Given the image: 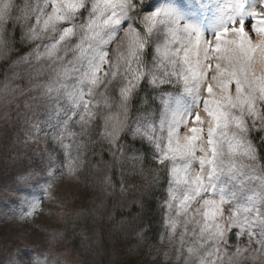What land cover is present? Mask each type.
<instances>
[{"label": "clouds", "instance_id": "obj_1", "mask_svg": "<svg viewBox=\"0 0 264 264\" xmlns=\"http://www.w3.org/2000/svg\"><path fill=\"white\" fill-rule=\"evenodd\" d=\"M149 3L0 0V64L8 62L0 76V126L21 104L25 110L32 101L63 100L68 106L51 135L52 147L44 150V178L29 194V211L17 217L34 228L49 218L56 224L41 228L30 258H21L10 241L3 264H91L84 255L96 243L93 234L101 223L119 230L117 202L137 187V179L145 191L163 185L159 203L167 235L157 237L161 264H264V31H253L264 29L257 23L264 20V0H203L229 28L233 20L236 27L242 19L252 21L246 31L255 47V79L241 77L242 91L234 86L230 92L213 79L215 67L207 79L190 71L197 33L213 45L216 35L207 36L198 20L172 4L144 11ZM238 40L236 32L225 37ZM18 41L27 50L13 59ZM224 46L239 55L234 43ZM200 52L203 61V46ZM209 55L208 64L227 66L216 53ZM145 82L151 98L142 91ZM194 104L199 123L189 122ZM192 127L203 131L187 153ZM125 134L148 146L155 168H144L148 153L141 149L139 168L125 166ZM105 148L111 159H105ZM67 184L77 186L76 195L64 192ZM148 231L145 224L133 234V248L145 243ZM238 247L246 251L236 254Z\"/></svg>", "mask_w": 264, "mask_h": 264}, {"label": "rangeland", "instance_id": "obj_2", "mask_svg": "<svg viewBox=\"0 0 264 264\" xmlns=\"http://www.w3.org/2000/svg\"><path fill=\"white\" fill-rule=\"evenodd\" d=\"M161 4H172L184 11L190 18L198 20L205 34L209 37L216 35L219 28L228 26L223 19L218 18L214 13H209L203 7V0H200V3H197V0H154L149 11L154 10ZM247 23L251 26L252 21L249 19ZM150 55L151 49L149 50ZM142 91H149V97L151 98L152 93L147 88L146 82ZM24 99H27V97ZM32 104L33 108L31 110H25L23 104H21L19 109L12 112L10 123H3L0 126V264H3L4 259L9 258L4 249L10 241H15L16 246L21 249V258H30L31 245L39 242L41 228L56 224L55 218H49L47 224L41 222L40 227L34 228L28 224L21 225L17 220V217L29 211V200L31 199L29 194L38 191L35 185L44 178L42 171L45 159L44 150L46 147H52L51 135L57 131L56 126L62 120L64 112L68 110L67 103L63 100L59 102L49 100L32 101ZM196 106L194 104L188 108V115L191 118H194L196 114ZM123 139L126 142L123 156L125 166L134 170L138 169L141 165V160L138 158V148L128 143L129 140H132L129 134H125ZM145 146L148 148L147 145ZM148 151L151 159L153 153L149 148ZM144 161L143 166L145 168ZM135 183L137 187L132 190L130 195L117 202V209L127 210L139 198L143 190L140 186L143 181L137 179ZM63 190L65 193L77 194V186L73 184L65 185ZM89 194L87 190L83 191L84 196ZM120 204H123L124 208H120ZM159 207L164 222L165 209ZM35 218L34 214L33 219ZM66 226L71 227L70 219L67 221ZM161 228L160 233L163 232L167 235V229L163 227V223ZM120 231L122 232L118 233L115 239L116 245L112 248L110 264H133L136 259L132 247L136 243V240L133 239V231H127V228H120ZM180 232L181 229L178 228L174 243L178 244ZM101 233L100 226L99 234H93L92 236L96 243L90 250L85 251L84 258L90 261L91 264H95L94 260L97 261L102 256L103 241ZM162 247L156 240L147 248L146 253H148L149 258L151 255L157 256L155 261L150 259V264H161L159 250Z\"/></svg>", "mask_w": 264, "mask_h": 264}, {"label": "snow or ice", "instance_id": "obj_3", "mask_svg": "<svg viewBox=\"0 0 264 264\" xmlns=\"http://www.w3.org/2000/svg\"><path fill=\"white\" fill-rule=\"evenodd\" d=\"M156 15H160V12H157ZM257 23L264 24V20H258ZM246 26L247 22L243 19L240 21L239 27H236V21L233 20L231 28L225 27L222 31L217 32L215 36L217 43L215 45H213L211 42L205 41L203 33L198 32L193 47L189 50L191 56L195 57L194 66H190V71L192 72L193 77L207 79L208 74L211 73L212 68L215 67L217 74L215 77H213V79L216 81L217 85L226 92L231 91V88L233 87L232 81H235L234 86L237 88V90L242 91L240 82L241 77H243L245 80L249 79L250 77L255 79V74L251 66L252 57L255 53V47L248 37ZM253 31L259 32L264 31V29L253 26ZM231 32L237 33L239 36L238 41H225V37ZM225 43H234L236 48L239 50V55H236L232 50L226 48L224 46ZM201 46L204 48L203 61L200 60ZM209 52L216 53L217 56L215 58L223 61L227 66H222L221 63H216L214 66L212 64H208L207 61L213 58L209 55ZM188 55L189 54L186 53V61L188 60ZM204 64H207L206 72L201 71V68L204 66ZM260 82L262 85H264V78H261ZM207 91L209 94H212L213 88L209 86ZM229 99H231L230 96ZM193 121L195 123L200 122L198 114L195 115L194 118H191L189 122L191 123ZM190 130L193 135L186 138L187 142L184 145V150L187 153H192L194 151L195 145L203 131L202 129L196 127H192ZM213 151H215V148H213ZM219 234L223 235V232L219 231ZM216 251L219 253V249ZM244 251L246 250L238 247L236 249V254H240Z\"/></svg>", "mask_w": 264, "mask_h": 264}, {"label": "trees", "instance_id": "obj_4", "mask_svg": "<svg viewBox=\"0 0 264 264\" xmlns=\"http://www.w3.org/2000/svg\"><path fill=\"white\" fill-rule=\"evenodd\" d=\"M149 5L145 6L144 11H147L149 8ZM18 40V35H17ZM18 52L13 54V59L16 55H19L23 51H26L22 44L17 43ZM7 63L0 64V76L3 75V72L5 68L7 67ZM143 88V86H142ZM139 98V95H137L136 103ZM254 140L259 144L258 136H254ZM129 144L132 146L141 149L148 153L147 158L144 161L145 169H152L155 168L156 162H154L152 159L149 158V151L148 148L142 144L139 141H132L129 140ZM261 147V156L264 158V145H260ZM105 151V159H111L109 156L107 149H104ZM165 178V183H166ZM141 195H139V198L136 201H140L139 205L135 202L132 207H130L127 210H119L118 211V219L122 221V225L120 228H127V231H133L134 233L141 227H143L145 224L149 226V231L145 233L146 241L143 245H140L137 248H134L135 251V261L133 264H150L151 260L148 257V253H146L147 248H149L154 242H156L158 235H160V232L162 231L161 224L163 223V217L161 216V209H160V203L161 199L164 197L163 195V185L159 190L157 189H151L149 191H145L144 188H142ZM117 229H113L111 225L104 226L103 223H101V229H102V256L99 257L96 260H94L95 264H110V260L112 258V248L115 247V239L118 235V233L122 232ZM132 232V234H134ZM136 243H138L136 241ZM135 243V244H136ZM145 253V254H144ZM90 258V257H89ZM91 259V258H90Z\"/></svg>", "mask_w": 264, "mask_h": 264}]
</instances>
